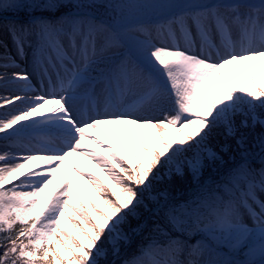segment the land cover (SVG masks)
Listing matches in <instances>:
<instances>
[{
    "label": "snow or ice",
    "instance_id": "1",
    "mask_svg": "<svg viewBox=\"0 0 264 264\" xmlns=\"http://www.w3.org/2000/svg\"><path fill=\"white\" fill-rule=\"evenodd\" d=\"M9 41L21 59L31 49L37 66L47 54L64 69L48 95L35 94L27 72L9 75L19 68ZM0 50V83L24 92L0 96V108L12 109L0 115V139L27 153L0 152V264H264V132L253 135L264 129V0H0ZM78 93L91 102L86 111L74 103ZM37 125L58 138L24 144ZM214 133L236 144L220 185L190 202L149 196L148 242L123 253L132 242L123 226L138 217L161 169L170 180L187 166L198 179L227 163L206 146ZM113 136L125 139L127 160ZM80 158L116 185L106 212L92 201L95 217L71 174L102 195L105 186Z\"/></svg>",
    "mask_w": 264,
    "mask_h": 264
},
{
    "label": "rangeland",
    "instance_id": "2",
    "mask_svg": "<svg viewBox=\"0 0 264 264\" xmlns=\"http://www.w3.org/2000/svg\"><path fill=\"white\" fill-rule=\"evenodd\" d=\"M9 48L10 51L13 55V57L16 59L17 63L19 64V68H10L9 71V75L11 74V72L13 71H23V72H27L29 74V78H30V82L33 86V88L36 90L35 94H44V95H48L51 91H52V86L56 84L57 79H58V74L63 75L64 69L61 68L59 66V63L53 58L51 60V62L47 61V54H45V62L41 63L39 66H37L34 63V59H33V52L31 49H28L26 52V56L24 59H21L19 56H16L15 53V49L11 47V41H9ZM2 51V50H0ZM0 71H3V69H0ZM228 72L230 73H234L237 76V79H235L233 82L236 83V86H242L243 85V81L238 79L239 73H238V69L237 68H232L229 67ZM52 82V85H50L49 82ZM216 82L214 81V84ZM221 87H223V85H221ZM12 94H20L23 95L24 92L18 87L17 84L15 83H0V96H10ZM32 93H29V95H31ZM74 103L76 104V107L78 110L80 111H86L89 106H90V101L87 99V97L83 94V93H78L77 94V98L74 101ZM126 103H133L132 99H128L126 101ZM6 109H1L0 108V115H3L6 112H10L11 106H6ZM17 108H22L23 105L17 103L16 105ZM47 107H53V105H48ZM44 111V116L49 115L50 113L47 111V108ZM158 114V113H157ZM43 116L37 115L32 117L31 119L33 120H41L43 119ZM102 128H105L106 130L108 129V127H111L112 131L115 132L117 130V126H101ZM91 131V130H89ZM150 132L154 133L155 130L153 129H149ZM169 131L172 134L173 138H178L181 134L178 133L176 131V129L174 127H169ZM97 136H100V133H94ZM3 134H0V136H2ZM59 133L56 132L55 130L49 129L44 125H37L36 127L30 129V131L25 134V136L23 137V143L24 144H30V145H37L39 146L43 141L45 140H52V139H57L58 138ZM101 139H103V137L101 136ZM112 142L114 144V146L116 147L117 151L120 152L121 155H126L127 150L125 148V139L123 137H116L113 136L112 138ZM107 143V141H105ZM86 144L91 147V148H95L97 151H100L102 154L107 155V153L103 152V149L98 148L95 144H92V142L90 140L86 141ZM10 142L4 139H0V152L3 151H15L17 153V155H25L27 154L25 152V150L23 148L21 149H13L9 147ZM208 148H211L213 151L214 149L210 146H207ZM226 154L228 155L227 159L225 160L227 163L225 165H221V164H217V170H220L219 172L217 170H214L210 173L207 174L206 178H211L212 179H208V180H199L196 182L195 185H193V189H197L198 187L202 186V185H214L217 183H220L221 180L219 178H217L218 173L221 174L222 178H225V172L227 170V166L231 164V161L229 160L230 156H233L231 154V151L229 150L228 152H226ZM190 158V157H189ZM37 163H42V162H34L33 165L31 166L33 169H36V164ZM77 163H79V165L81 167L84 168L85 172L87 173H92L94 174L96 177L99 178L100 181L103 182L105 187H109L112 190H116V185L115 182L111 181L109 179V177L100 171V169L96 166L94 161H91L87 158H80ZM25 171H27V169H25ZM73 181H74V186H75V194L77 195V197L79 198L80 202L82 203L84 209L91 213L93 217L96 216V213L92 210V201H95V203H97L101 210L103 211H107V206L104 204V199L109 198L107 193L105 192V194H101L97 191V189L95 187H93L91 185V183L88 181L87 177L84 178V181L81 183L79 181L76 180V173L73 172L71 174ZM211 176V177H210ZM21 179H23V177H21ZM60 179V177H57V180L54 181V183L58 182V180ZM14 183H18V181H14ZM191 189H185L184 190V195L188 194V192ZM199 191V190H198ZM190 196H188V200L192 199L193 197H196L197 194H195V192H191V194H189ZM70 212H72V215L75 217V219L77 220V222H82V217L72 211V209H69ZM128 224H131L129 222V218H128V222L124 225V226H129ZM62 227H66L68 231L72 232L73 234H75V229L72 225V222L67 220V218H64L62 220ZM123 226V229H124ZM137 226V225H136ZM151 228V226H146V228L143 230L142 234L139 235L144 239V242L140 243V242H136L138 244V247H143L146 246L148 239H149V229ZM199 237H196V239H198ZM131 245H133V243H131ZM130 245V246H131ZM130 246H128L127 248H129ZM138 248H135L131 251L128 252V249H126L127 251H125L124 253L126 255H131L133 253H135L137 251Z\"/></svg>",
    "mask_w": 264,
    "mask_h": 264
},
{
    "label": "trees",
    "instance_id": "3",
    "mask_svg": "<svg viewBox=\"0 0 264 264\" xmlns=\"http://www.w3.org/2000/svg\"><path fill=\"white\" fill-rule=\"evenodd\" d=\"M6 108L7 107L5 106L4 108L1 109H6ZM237 119L239 120V118ZM261 132H264V129H262L259 125H257L255 130L253 131V135L259 134ZM225 144H228L230 146L229 150L231 151L232 155H237L235 141L232 138L225 139L223 135H220L218 133H214L209 138L206 146L212 147L215 152H217L219 155H221L224 158V160H226L228 155L226 154V152H221V148ZM192 155L193 152L186 153L187 157H191ZM124 157L126 160L128 159V152L126 153V155H124ZM217 164L205 167L198 179L193 177L191 172L188 170L187 166H185L184 168L183 176L176 175L175 172H173L172 178L170 180L166 175H164L166 172H168V166H165V168L161 169L160 174L161 176H163V179L153 181V185L150 192H145L142 196L143 204L138 208V213H139L138 217H129V222L131 224H128L129 226H124L123 230L132 236L131 243H133V245H131L129 248L127 247L122 248V252L124 253L125 251H127L126 249H128L127 253H129V251L138 248V244L136 242H140V243L144 242L145 238L139 235H133L131 229L137 228L138 225H146V226L152 225L153 217L151 211H149L148 209H153L155 207V204L151 199H149V196H155L162 199V197H160V193L166 192L168 197L176 202H184V201L190 202L192 200L197 199L200 196L207 195L209 190L218 187L220 183H217L215 185H202L197 189H193L192 187L193 185L196 184L197 181L201 180L202 178H205L208 173L217 170L218 169ZM223 179L224 178H222L221 181ZM185 189H191V190L188 192V194L184 195ZM105 192L107 193L109 198H114L112 197V191L109 187H105ZM191 192H195V194L197 195L196 197H193L192 199L188 200L187 198L188 196H190L189 194H191ZM144 205H147V209L144 207Z\"/></svg>",
    "mask_w": 264,
    "mask_h": 264
}]
</instances>
